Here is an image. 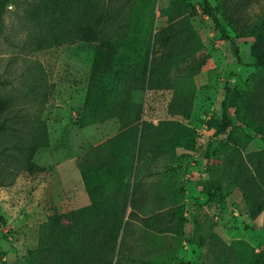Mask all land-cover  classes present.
I'll list each match as a JSON object with an SVG mask.
<instances>
[{
  "label": "rangeland",
  "instance_id": "374dc122",
  "mask_svg": "<svg viewBox=\"0 0 264 264\" xmlns=\"http://www.w3.org/2000/svg\"><path fill=\"white\" fill-rule=\"evenodd\" d=\"M251 1L262 14L264 0ZM133 18L149 31L126 43L122 71L143 72L147 85L125 103L110 104L115 73L90 90L94 45L53 40L32 55L27 34L15 45L0 34V77L10 81L0 109L16 100L44 124L31 145L0 139L34 150L30 168L0 187V264H31L41 239H60L52 217L93 203L124 213L123 264H264V69L250 51L264 34L260 19L237 36L223 0H138ZM224 102L233 123L220 130ZM132 120L135 133L125 128Z\"/></svg>",
  "mask_w": 264,
  "mask_h": 264
},
{
  "label": "trees",
  "instance_id": "16d2710c",
  "mask_svg": "<svg viewBox=\"0 0 264 264\" xmlns=\"http://www.w3.org/2000/svg\"><path fill=\"white\" fill-rule=\"evenodd\" d=\"M252 2L223 0V18L237 36L245 34L255 24V19H260V24L264 27V10L258 16L251 10ZM137 3L138 0H0V34L5 41L14 45L18 42L17 35H21L23 41V34H27L24 45L32 55L46 51L53 40H56V46L77 41L94 45L97 60L90 90H94L93 87L109 73H115L116 85L110 95V104L114 100L125 103L133 92L143 90L147 85L143 72L138 77H125L122 71L126 43L132 36L145 35L149 31L146 21L137 22L133 18ZM10 6L13 7V12L8 10ZM263 8L264 6L260 7V10ZM143 13L147 17L146 9ZM6 16L9 17L8 22L5 21ZM177 16L173 13L171 18ZM212 19L224 33L217 18L212 16ZM4 32L9 34L5 35ZM152 48L148 40L142 54L146 66ZM250 51L255 65L264 69V34L255 38ZM9 82L0 77V89ZM233 94L237 98L251 95L235 90ZM231 98L233 97H229ZM18 104L20 105L13 100L0 109V114L3 115V120L0 121V139H31V145L43 134L44 124L41 116L36 113L26 118L27 115L22 113L24 106L19 107ZM10 112L11 116L8 115ZM222 120L220 130L233 123L225 102L222 105ZM125 128L127 132L135 133L139 123L132 120ZM36 145L41 146V143L38 141ZM26 147L27 144L24 143L0 145V187L8 186L20 171L30 168L34 150H25ZM130 168L134 169V165L131 164ZM94 206L93 203L83 210L52 217L49 227L63 228L60 239L53 244H47L41 239L38 250L32 255L31 264H123V248L118 246L117 237L124 213L110 217L106 213L95 211ZM62 221H67L63 227ZM126 261L135 262L131 258Z\"/></svg>",
  "mask_w": 264,
  "mask_h": 264
}]
</instances>
